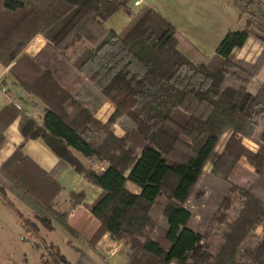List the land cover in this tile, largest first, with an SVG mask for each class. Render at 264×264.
Here are the masks:
<instances>
[{
	"label": "trees",
	"instance_id": "obj_1",
	"mask_svg": "<svg viewBox=\"0 0 264 264\" xmlns=\"http://www.w3.org/2000/svg\"><path fill=\"white\" fill-rule=\"evenodd\" d=\"M130 1L0 0V64L45 105L41 125L25 119L23 139H40L100 188L86 205L99 223L88 240L92 249L98 250L109 233L113 241H123L127 264H264V85L250 91L252 68L232 53L253 34L248 29L229 31L211 57L200 54L195 62L183 52L190 43L170 21L150 6L132 10ZM119 9L128 22L119 31L106 28L104 22ZM37 33L48 44L34 56L23 53ZM76 41L90 47L71 60L66 50ZM85 82L114 106L105 122L75 93ZM19 112L11 104L0 111V147L4 130ZM123 121L130 128L117 136L113 126ZM226 132L230 137L214 169L228 182L235 163L244 157L257 179L247 189L228 183L215 217L226 228L220 246L213 248L207 234L189 226L187 203L200 202L204 167ZM243 139L254 141L258 150L246 149ZM21 147L0 172L69 229L68 212L53 209L59 187ZM98 162L104 168L96 170ZM84 198L83 191H71V208L82 205ZM235 198L239 210L228 221ZM39 220L53 229L49 219ZM259 223V242L253 248L243 246ZM52 248L55 263L73 264Z\"/></svg>",
	"mask_w": 264,
	"mask_h": 264
},
{
	"label": "rangeland",
	"instance_id": "obj_2",
	"mask_svg": "<svg viewBox=\"0 0 264 264\" xmlns=\"http://www.w3.org/2000/svg\"><path fill=\"white\" fill-rule=\"evenodd\" d=\"M137 2V0H131L128 5L132 10H136L142 6H150L174 25L180 34L190 43V46L185 45L183 47V52L195 62L197 61L196 56L199 57L200 54L208 58L211 57L215 53L219 42L229 31L248 29L253 35H251L243 47L235 48L232 53L245 67L252 68L254 78L250 84V91L253 92L264 85V45L257 38L262 37L264 39V0H141V5L139 6H137ZM110 17L107 24L105 22L109 18L104 22V26L106 28L110 26L115 31H119L128 22L126 13L121 9ZM36 35L46 39L41 33H37L31 40ZM30 41L23 49V53L27 55L29 53L26 52V47ZM46 44H48L47 39L40 50ZM88 47H90L89 43L76 41L66 50V55L71 60H74ZM75 93L80 99L84 100L85 105L93 112L106 101L100 97L96 89L86 82L78 85ZM115 127H117L118 133H122V130H124L127 134L130 123L123 121L114 124V130ZM229 137L230 133L228 132L221 136L216 151L204 167L203 175L198 184V187L203 191L200 202L196 203L190 200L187 203L192 212L189 226L198 233L207 234V242L213 248H218L222 242L221 234L226 226L224 223L216 221L215 217L218 215L217 212L221 200L228 194V183H232L230 175L227 182L214 169L213 163L223 153ZM242 142L244 147L249 151L256 152L258 150V145L254 141L243 139ZM248 177V183L245 187L235 185L244 189L249 188L257 179V176H255L254 172H251V175L249 174ZM238 210L239 198H235L232 207L227 211V220L232 221ZM30 233L31 235H21L22 230L16 229L14 236L7 235L5 237V239L14 238L16 241H12L11 243L7 241L4 244L0 243V250H5L4 252L0 251V264H57L52 259L55 252L49 243L46 244L42 241L39 245L36 244L35 241H40V237L45 238L47 241L54 238L57 242H60L61 253L73 264H76L79 260V251L74 249V247H70L69 243L65 241L62 243L66 234L73 236L66 228L58 226L54 233L47 232L46 234H41L39 232L34 233V231ZM36 235L37 240H33ZM262 235V223H259L242 245L247 248H253L259 242ZM23 236L30 237L23 240ZM19 238L20 240H18ZM120 242H122V246H118V244H113L110 247H105V244L99 246V252L108 264H111V261L113 264H117L115 262L116 259H120V262L122 261L121 264H127V248L123 245V241Z\"/></svg>",
	"mask_w": 264,
	"mask_h": 264
},
{
	"label": "crops",
	"instance_id": "obj_3",
	"mask_svg": "<svg viewBox=\"0 0 264 264\" xmlns=\"http://www.w3.org/2000/svg\"><path fill=\"white\" fill-rule=\"evenodd\" d=\"M137 1V6L141 5V0ZM110 18L105 24L109 22ZM107 28L112 27L107 26ZM81 100L84 103V100ZM9 104L14 105L20 112L4 130L5 142L0 147V166L15 148L22 144L21 151L35 165L48 173L60 189L53 200V209L58 213L68 212L66 223L69 226V229L66 230L70 232V229H72L73 232L70 233L73 236H69L65 233L66 237L62 243L65 241L66 243H69L70 247H74V249L79 251V260L76 264H108L107 261H105L106 259L100 255V252H98L100 250L99 246H102L103 244L106 245L105 247H110L113 244L122 246V242L113 241L110 238V234L106 233L97 245L98 250L92 249L88 245V240L98 228L99 223L87 210L86 205L92 203L97 198L101 192L100 188L88 182L82 175L75 172L67 162L59 159L40 139H23L20 130L25 119L33 118L37 124L41 125L43 123L45 105L35 96L26 93L8 73V68H5L0 64V111ZM112 111L113 105L109 101H104L100 107L93 112V114L96 118L105 122ZM116 128L117 127H115L114 130L116 135H126V131L122 130V133H118ZM82 160L85 163H88L86 160ZM94 168L96 170L102 169L104 168V164L99 162L95 163ZM251 172H254V169L246 162L244 157H241L230 174V180L232 183L237 184L240 187H245L248 183V176L249 174L251 175ZM131 188L136 191L134 187L131 186ZM0 190L1 244H4L7 241L9 243L12 241L15 242L16 239H5V237L7 235L14 236L16 229L22 230L21 235H31L30 232L32 231L41 234H46L47 232L54 233L58 226L64 227L60 221L56 220L46 212L36 199L13 184V182L1 172ZM71 191H83L85 193L82 205L71 208L69 201V193ZM39 218L49 219L52 223L53 229H46ZM29 237L23 236L22 239H29ZM40 239V241H35L36 244L39 245L42 241L46 244L49 243L51 246L57 247L61 253L60 242H57L54 238L50 241H47L43 237H40ZM18 240H20V238ZM33 240H37V235L34 236ZM0 251L4 252L5 250ZM61 254L65 256L63 253ZM115 262L117 264L122 263V261L120 262V259H116ZM111 264H113L112 261Z\"/></svg>",
	"mask_w": 264,
	"mask_h": 264
},
{
	"label": "built area",
	"instance_id": "obj_4",
	"mask_svg": "<svg viewBox=\"0 0 264 264\" xmlns=\"http://www.w3.org/2000/svg\"><path fill=\"white\" fill-rule=\"evenodd\" d=\"M44 43H46V39H44L43 37L40 38L38 35H36L26 47V52L29 53V55L34 56L44 45Z\"/></svg>",
	"mask_w": 264,
	"mask_h": 264
}]
</instances>
